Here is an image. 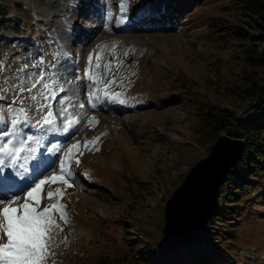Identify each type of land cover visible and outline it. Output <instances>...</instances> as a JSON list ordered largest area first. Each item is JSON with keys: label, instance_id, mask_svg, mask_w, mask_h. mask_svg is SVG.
<instances>
[{"label": "rangeland", "instance_id": "1", "mask_svg": "<svg viewBox=\"0 0 264 264\" xmlns=\"http://www.w3.org/2000/svg\"><path fill=\"white\" fill-rule=\"evenodd\" d=\"M115 1L93 0L91 9L79 13L87 0H1L0 128L21 107H27V122L41 117L44 94L37 81L43 70L35 67L41 58L36 61L34 54L54 62L51 70L67 90L62 98L75 101L72 111L80 119L63 152L80 143V150L71 154L73 161L79 160L70 168L72 186L56 182L42 187L40 207L63 204L67 215L63 231L55 230V255L48 257V264H264V181L247 197V207L237 206L239 215L218 226L227 234L212 229L214 237L238 241L234 249L209 238L218 249L211 258L201 235L178 244L175 252L166 253L162 243L166 238L175 244L164 230L167 201L218 138L213 141L199 129L200 101L237 113L250 103L238 96L248 86V73L255 70L244 51L253 45L259 53L264 50V40L248 37L262 33L259 14L244 6L253 0H175L169 16L154 20L151 28L141 22L122 27L126 16H114ZM146 1L138 0L135 7ZM15 2L23 5L21 10ZM74 28L90 35L77 40ZM86 70L89 75L101 70L93 79L106 84L117 77L107 95L105 90L94 91L91 105L84 91L89 96L93 83L88 76L78 79ZM123 102L129 103V112L108 108ZM85 141L91 150L83 147ZM57 189L59 197L43 199ZM233 198L221 206L234 207ZM211 221L212 215L207 225ZM145 247L152 249L151 258H136L134 252L142 254Z\"/></svg>", "mask_w": 264, "mask_h": 264}, {"label": "snow or ice", "instance_id": "2", "mask_svg": "<svg viewBox=\"0 0 264 264\" xmlns=\"http://www.w3.org/2000/svg\"><path fill=\"white\" fill-rule=\"evenodd\" d=\"M121 12L127 11V5L121 3L119 5ZM101 57L99 54L96 56V66L99 67V61ZM92 57H89V64L91 65ZM85 75L89 79H93L89 75V71L86 70ZM43 76H41V80ZM40 81H37L39 83ZM96 81L93 79V83ZM111 83V82H110ZM33 88L36 84L32 85ZM45 90H50L51 86L49 84L43 85ZM107 87V86H105ZM64 89L61 87L60 91ZM21 92L25 89L21 88ZM31 91V89H28ZM108 93L105 92V95ZM56 93L51 92V98L55 99ZM95 94L89 93V102L91 103L92 98ZM118 98V97H114ZM36 100V97H32ZM45 100L49 97L45 96ZM66 97L62 98L59 103L64 106L61 109V116L64 117L67 113V107L65 106ZM81 108L84 107L83 104L80 105ZM41 110L47 108L48 111L42 117V121H37V125L43 127L45 125H52L53 112L51 111L50 105H40ZM9 111H12L10 108ZM19 114L23 116V122L27 123L28 115L24 108H19L17 110ZM2 119V117H0ZM73 123H78L74 119H69L66 121L65 131L72 126ZM21 124V119L19 116L14 117L11 120L12 130L0 132V264H48V257L55 255L51 250V245L55 241V230L59 229L63 231L61 222L67 223V215L64 211L65 205L51 204L44 207L41 205V192L42 187L46 183H56L58 180L62 181L68 187H71V165L72 163L79 164V160L73 161L71 159L72 150H80V143L72 145L68 152L64 153V158L61 160L60 168L58 174H53L52 176H43L35 183V186L29 185L27 190L23 193V202L17 203L21 200V195L14 192L13 189L18 187V181L16 180V175H24L28 171L27 164L30 159H35V148H27V155L21 156V153L25 151L26 145L33 140L32 136L22 138L17 130V126ZM8 137L16 138V145L13 146V139ZM95 140H99L96 137ZM38 142V141H37ZM83 147L88 149V142L85 141ZM91 150V149H88ZM98 150V149H97ZM81 154H83L81 152ZM7 160V163L5 162ZM42 161L36 160L34 168H39L42 165ZM4 167H11L15 169V174L9 173L4 175ZM23 170L21 172L20 170ZM61 193L59 189L55 192H47L44 194L43 199H52L54 196L59 197ZM57 215L59 219L57 220ZM64 242V241H61Z\"/></svg>", "mask_w": 264, "mask_h": 264}, {"label": "trees", "instance_id": "3", "mask_svg": "<svg viewBox=\"0 0 264 264\" xmlns=\"http://www.w3.org/2000/svg\"><path fill=\"white\" fill-rule=\"evenodd\" d=\"M2 6L3 4L0 0V11ZM22 6V4L15 2L14 7L17 10H21ZM244 6L246 9L253 10L259 14L257 25L262 31L260 35H249L248 37L254 42L264 40V4L253 0L247 2V4L245 3ZM256 47V45L247 46L244 51L246 62L253 65L255 70L248 73L246 77L248 86L243 88L238 94L243 100H250L248 106L242 112L237 113L236 110L213 105L208 101H200L197 111L200 131L213 141L224 132L234 137L244 138L242 158L229 169L224 182L221 184L220 196L212 213V221L209 222L206 230L200 236L205 239V241L203 240V245L211 258L212 253L218 249L216 246L214 249L213 244L208 241L209 238H218L227 249H234L232 248L234 243L240 244L238 241L228 238L227 235L222 236L227 233H223V227L220 228L218 226H224L225 223H229L227 220L230 217L239 215L240 208L237 206L243 205V207H247L250 204L247 197L257 186H260L259 181H264V50L259 53ZM259 68L263 71H260ZM245 169L246 171H244ZM245 174L250 175L249 178L245 179ZM133 190L136 189L133 188ZM232 197H234V207L227 209L221 206V202ZM212 229H216V234H222L223 238L214 237L213 232L215 233V231ZM162 243L166 253L173 252L178 248V245L172 244L166 238L163 239ZM142 252V254L134 252L135 257L140 260L151 258V248L145 247ZM168 264H171V262H168Z\"/></svg>", "mask_w": 264, "mask_h": 264}, {"label": "water", "instance_id": "4", "mask_svg": "<svg viewBox=\"0 0 264 264\" xmlns=\"http://www.w3.org/2000/svg\"><path fill=\"white\" fill-rule=\"evenodd\" d=\"M244 152V140L221 134L210 154L200 160L175 190L166 204V237L178 241L175 232L186 234L189 241L201 232L212 215L220 186L229 169Z\"/></svg>", "mask_w": 264, "mask_h": 264}, {"label": "bare ground", "instance_id": "5", "mask_svg": "<svg viewBox=\"0 0 264 264\" xmlns=\"http://www.w3.org/2000/svg\"><path fill=\"white\" fill-rule=\"evenodd\" d=\"M90 1H93V0H89L88 2H90ZM162 2V6L164 5L166 8H168V7H170V8H168V10H173V7L175 6V4H176V2H175V0H173V1H167V3L166 2H164L163 0H161ZM82 12V11H81ZM156 14H158L159 13V10L158 11H154ZM161 13H160V15H161V18H164V16H169V12L168 13H163L162 12V10L160 11ZM147 18L149 17V15L148 16H146ZM149 19V18H148ZM155 19H150V21H151V23H153V21H154ZM134 23V22H133ZM132 23V24H133ZM136 23H140V21H136L135 22V24ZM143 24V22H141L139 25H142ZM75 30H76V28H75ZM77 32H78V35H76V39L77 40H82V39H84L85 37H87L88 36V34L90 35V33L89 32H87V33H85L83 30H81V29H77ZM92 35V34H91ZM88 41H90V40H88ZM120 101V100H119ZM127 104H129V103H127ZM126 103H124L123 102V104L122 105H116V106H111V107H108V108H110V109H113V111L115 110V111H121L122 112V109H124V110H126V111H128L129 112V110H131L130 108H128V107H125V105H127ZM134 108H132V111H134L133 110ZM140 109H141V107H140ZM113 113H115V112H113ZM120 113V112H119ZM118 114V113H117ZM122 114V113H121ZM119 115V114H118ZM31 163V162H30ZM30 163H28V165H27V167H28V169H30V170H32V168H33V165H31ZM22 189V188H21ZM17 193H19L20 195H21V200H23V193H24V191L22 192L21 190H18V192ZM176 233V235H177V237H178V241H175L174 243L176 244V245H178V244H184V243H190L191 241H192V239L191 240H189V241H183V240H185V237H186V234H180L179 232H175ZM201 235V232H198V234L196 235V237L198 238L199 236Z\"/></svg>", "mask_w": 264, "mask_h": 264}]
</instances>
